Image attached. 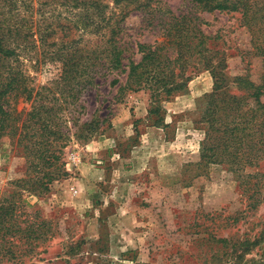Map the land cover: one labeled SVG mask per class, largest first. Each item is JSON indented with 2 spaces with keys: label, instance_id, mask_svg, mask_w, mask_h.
Here are the masks:
<instances>
[{
  "label": "rangeland",
  "instance_id": "374dc122",
  "mask_svg": "<svg viewBox=\"0 0 264 264\" xmlns=\"http://www.w3.org/2000/svg\"><path fill=\"white\" fill-rule=\"evenodd\" d=\"M245 1L250 25L241 10L192 0H0V34L15 51L1 73L19 83L12 109L30 111L24 83L68 94L59 112L68 175L47 194H23L43 237L15 241L16 257L0 264H264V159L196 165L211 111L240 105L249 124L250 84L264 82V0ZM180 15L206 45L166 73L186 86L154 126L149 92L121 94L128 68L106 70L98 52L122 21L115 41L139 61L138 44L169 41ZM73 64L80 74L67 77ZM26 169L22 150L2 138L0 201Z\"/></svg>",
  "mask_w": 264,
  "mask_h": 264
},
{
  "label": "trees",
  "instance_id": "16d2710c",
  "mask_svg": "<svg viewBox=\"0 0 264 264\" xmlns=\"http://www.w3.org/2000/svg\"><path fill=\"white\" fill-rule=\"evenodd\" d=\"M192 1L210 12L241 10L245 22L250 25L247 16L248 4L245 0ZM170 21L174 24L175 33L172 35L170 31L167 32L169 41L161 45L138 44V52L141 54L139 61L130 56L125 57L126 51L115 41V34L123 30L122 21L112 31L111 39L105 42L104 51L98 52L101 59L105 60L106 70L128 68L126 84L119 88L121 94L126 91L149 92L151 103L148 120L154 126L164 125V118L160 115L162 105L168 102L173 93L186 86V83L179 82L175 76L167 74L173 73L181 61L199 55V49L206 45L205 36L196 22L187 15L172 16ZM13 55L15 51L5 47L4 38L0 34V62ZM94 59L97 60L98 56ZM125 61L127 64H123ZM76 66L73 64V69L69 66L65 70L67 77L74 73L80 74L75 70ZM23 86L20 93L31 102V108L28 112H17L10 106V99L16 90L19 91V83L16 78L4 77L0 67V140L9 137L15 142L22 150L27 166L23 177L14 182L15 190L0 201V262L10 255L16 257L12 251L15 241L24 244L43 237L39 225L33 221V214L29 211L32 206L23 194H47L53 182L68 175L65 171L63 144V139L67 137L61 128L59 116L62 110L61 101L68 94L61 98L57 96H62L61 92H54L48 87L35 90L26 88L25 83ZM250 87L254 89L252 98L256 108L251 109L249 106V124L245 119L247 114L243 115L244 107H232L233 104L221 108V116L211 111L206 118L209 126L199 155L200 160L196 162L198 168L210 164L253 167L264 159V103L260 100L264 95V82L259 86L251 83ZM91 126L92 124L88 127ZM221 157L224 160H219ZM242 244L245 243L240 245Z\"/></svg>",
  "mask_w": 264,
  "mask_h": 264
}]
</instances>
